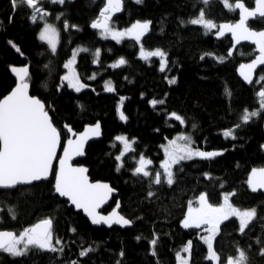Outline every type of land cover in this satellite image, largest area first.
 Returning a JSON list of instances; mask_svg holds the SVG:
<instances>
[{"label":"trees","instance_id":"1","mask_svg":"<svg viewBox=\"0 0 264 264\" xmlns=\"http://www.w3.org/2000/svg\"><path fill=\"white\" fill-rule=\"evenodd\" d=\"M236 2L228 0L229 4ZM243 2L249 8L254 5V0ZM104 3L105 0H65L64 5L45 4L51 13L46 21L55 25L59 33L57 49L52 53L38 39L41 22L32 23L27 8L14 10L11 0H0V99L15 85L10 67L28 64L31 95L46 104L62 143L68 137L65 125L79 132L85 125L99 122L101 140L89 143L84 158L75 163L89 169L92 181L107 182L117 191V196L103 212L110 210L118 200L120 213L133 220L132 227H92L80 212L68 208L64 200L53 194L54 168L48 181L0 190V231L17 234L51 218L54 239L62 240L64 251L51 253L34 249L20 257L0 252V264H70L73 260L78 264H117V261L120 264H178L177 253L189 257L183 251L188 241H192L189 264H215L206 259L207 245L201 239L208 235L206 227L185 229L182 226L189 202L194 206L202 193L207 194L213 206L220 204L224 194L235 193L230 195L234 206L254 208L257 212L245 234L239 232V222L234 217L220 225L213 241L218 264L237 257L238 249L246 253L247 264H264V256L260 254L264 247V195L251 193L246 184L250 169L264 166V111L236 129L235 140L221 134L240 122L245 108H260L258 93L264 90L261 79L264 68L257 73L254 83L244 85L236 75V68L254 57L253 47L239 46L229 58V37L216 40L213 37L216 29L205 35L201 25L188 23L199 15L201 8L205 10V18L217 25L234 23L238 17L236 11H230L223 0H210L208 5L198 0H143L139 4L123 0L122 11L111 23L125 28L136 21H151L150 30L141 43L146 50L160 48L167 52L168 67L161 72L156 58L150 61L139 58V46L133 39L117 43L102 39L99 31L91 28ZM61 13L58 20L56 17ZM65 20L70 26L68 30L64 29ZM71 25H77L78 29ZM249 27L263 29L264 18L250 21ZM9 40L20 48V53L8 44ZM78 47L89 49L79 52L73 65L81 82L88 85L79 93L67 87L62 79L69 74L64 65ZM97 49L100 50L98 62L94 56ZM205 53L214 55L201 60ZM121 57L127 64L111 68ZM216 57H224V62L220 63ZM93 75L95 79H88ZM173 77L176 83L170 85L168 79ZM108 80L113 82L115 92L104 90ZM120 97H125L120 110L127 117L126 121L120 120L117 111ZM152 99H164L165 104L154 109L149 104ZM172 112L181 115L185 124L168 119ZM181 132L191 135L194 148L223 154L211 160L195 158L174 165L175 183L171 187L163 179L156 185L150 183L148 177L132 174L135 158L141 153L153 161L149 171H160L163 159L160 146ZM119 134L135 140V151L123 157L124 167L117 171L115 157L120 153V145L114 138ZM150 191L154 193L151 197L148 196ZM9 208L16 219L9 215ZM73 228L77 231L72 232ZM154 233L158 236L155 256L150 244ZM89 245L96 250L80 257L79 251ZM121 251L124 252L122 257Z\"/></svg>","mask_w":264,"mask_h":264},{"label":"snow or ice","instance_id":"2","mask_svg":"<svg viewBox=\"0 0 264 264\" xmlns=\"http://www.w3.org/2000/svg\"><path fill=\"white\" fill-rule=\"evenodd\" d=\"M136 3H142L143 0H135ZM199 3L208 5L210 0H198ZM223 3L230 11L240 10L239 21L236 23H225L217 25L211 19L205 18V10L200 9L199 15L196 18L190 19L188 23L193 25H201L205 29V35L211 32L212 29H217V37H223L225 33H231V36L237 44L241 40L253 42L259 51L252 63L240 66V75L245 81L252 83V74L258 65H264V30L253 31L247 26L250 18H264V0H254V8L250 9L245 6L243 0H237L233 4H229L228 0H223ZM14 10L18 8H27L30 12L29 19L32 23L44 21L42 30L39 33V39L45 41L52 52L56 51L59 42V33L57 29L46 22V17L51 15L44 7L45 4H60L64 5L65 0H11ZM123 0H105L104 6L101 8L98 18L91 23V28L101 30L99 35L102 39H112L117 43L125 37L133 39L139 47V57L145 61L151 58H159V70L164 72L168 67V54L163 49L157 48L155 50H146L141 43L144 37L150 30L151 21L132 23L130 27L124 30H116L111 26V20L115 13L122 11ZM63 13L56 18L59 20ZM11 21V17H10ZM184 23V21H181ZM69 23L64 21V29H69ZM72 28H77V25H71ZM8 44L20 53V48L11 40ZM87 48H78L73 52L72 59L69 60L64 67L69 69V74L62 77L67 82V87L72 88L79 93L88 85L82 83L78 74L73 68L76 55L79 52H88ZM213 53H205L200 57L201 60L205 56H213ZM232 55L231 50L228 53ZM94 56L98 62L100 50L94 52ZM220 62H224V57H216ZM127 64L126 59L119 58L115 63L111 64V68H120ZM47 67V65L45 66ZM11 72L18 78V83L10 94L0 99V190H11L21 185H32L34 182L47 180L52 172V161L56 156L57 147L60 144L61 134L53 125L49 111L46 109V104L39 98L29 95L30 73L27 66L16 67L11 66ZM93 75L88 79H95ZM127 79V77H125ZM167 79V77H165ZM264 80V77H261ZM168 83L175 84L176 78L168 79ZM104 90L107 92H115L116 88L111 80L105 81ZM226 94L231 93L226 89ZM260 100V108L258 110H249L245 108L240 116V122L232 129L226 130L223 134L225 138L231 137L235 140L236 129L242 125L248 124L254 117L261 115L264 111V90L258 93ZM125 97H120L119 107L117 109L119 118L126 121L127 117L120 109L123 107ZM149 104L155 109L157 105H164V99H152ZM82 107V106H81ZM175 119L181 125L185 124L184 118L175 113H169L168 119ZM69 132L71 127L65 125ZM193 124L192 128L195 129ZM100 135V124L97 122L94 126L89 127L85 133L73 141L68 140V146L64 149L63 158L59 161V170L55 172V183L53 185L54 192L61 197H67L77 209H83L90 217L93 225L104 224L111 228L114 224L124 226H131L133 220L125 218L117 211H113L109 215H101L97 209L104 204L110 194L114 191L107 183H89L88 177L85 175L87 169L74 168L68 163L72 155H83V145L89 136ZM117 141L122 142L123 151L117 155L115 159L120 163L117 166V171L124 167L123 157L130 151H135L131 145L135 143L133 139L131 142L125 136H117ZM195 141L191 135L180 134L176 138L169 140L166 145H162L164 151V160L159 165L163 172L155 170L154 173L147 170L149 165H152L151 159L145 158L143 153L139 155L137 166L134 167L132 174L134 176L148 177L150 183L160 185L162 177L169 187L175 183L173 166L180 165L183 161L194 160L200 158L203 160H211L216 156L222 155L218 151H202L199 148H194ZM182 170V169H181ZM207 176L208 174L205 173ZM252 192L259 189H264V168L253 169L247 181ZM153 192H149L148 196H153ZM230 195L235 193L224 194L223 203L219 206H213L207 200V194L202 193L198 197V206L193 207L192 202H189L187 213L182 221V226L188 228H201L206 225L205 231L208 235L201 237L203 242L207 245L206 259L210 261H219V256L213 247V241L219 234L220 225L230 219V217H237L239 220V232L245 234V229L249 228L250 223L256 218V209L240 210L230 203ZM119 207V203H117ZM9 215L12 219H16V215L11 208L8 209ZM53 221L51 218L43 219L33 226L25 228L18 235L11 231H0V252L8 253L14 257L27 255L30 251L36 249L51 253H62L64 248L61 239L56 238L55 242L53 235ZM76 232L75 228L71 229ZM154 238L150 241L152 246V255H156L155 246L158 242V236L154 233ZM137 240L140 239L138 236ZM257 243H260L258 240ZM59 246V247H58ZM192 241H188L183 251L189 254L188 258L182 257L177 253L178 264H189L191 255ZM96 249L91 245L83 247L79 251L80 257L88 256L89 253ZM238 256L235 258L229 257L227 264H247V256L243 249H238ZM260 254L264 256V247L261 248ZM124 252L121 251L122 257ZM70 264H78V261L73 260ZM117 264H120L117 261Z\"/></svg>","mask_w":264,"mask_h":264},{"label":"water","instance_id":"3","mask_svg":"<svg viewBox=\"0 0 264 264\" xmlns=\"http://www.w3.org/2000/svg\"><path fill=\"white\" fill-rule=\"evenodd\" d=\"M234 4H235V3H234ZM245 6H246V5H245ZM254 6H255V5H253L250 9L254 8ZM246 7H247V6H246ZM248 8H249V7H248ZM235 11H236L238 17H237V20H236L234 23L238 22V21H239V18H240V15H239L240 10L237 9V10H235ZM120 12H121V11H120ZM120 12L115 13V14L113 15V17H112V20H113V19H114V18H115ZM257 19H263V18H257ZM112 20H111V21H112ZM252 20H255V19L250 18V19L248 20V22H247V26H248V27H249V22L252 21ZM225 23L232 24V23H230V22H223V23H220V24H218V25L225 24ZM249 28H250V27H249ZM92 29H93V28H92ZM250 29L253 30V31H262V30H264V28H263V29H260V30H255V29H252V28H250ZM94 30H96V31H101V30H99V29H94ZM217 31H218V30L216 29V30H215V33H214V35H213V37H214L216 40H220V39H222V38H224V37H229V38H230V40H231V48L229 49V51L231 50L232 55L234 54L235 50H236L239 46H242V45H250V46L253 47V49H254V54H255L254 57H253L250 61H248V62H242V63H240V64L237 66V68H236V75H237V77L241 80V82H242L244 85H246V86H250L252 83L255 82V80H256V78H257V73H258L261 69L264 68V65H258L257 68L254 70V72H253V74H252V81H253L252 83H249V82L245 81L244 78L240 75V66H241L242 64H243V65H247V64L252 63V61H253L257 56H259V51H258L257 46H256L253 42H251V41H245V40H241L240 43L237 44V43L235 42V40L233 39V37L231 36V33H225V35H224L223 37H219V38H218V37H217ZM229 51H228V53H229ZM232 55H231V56L228 55V57L231 58ZM23 66H27V67L29 68V65H28V64L20 65V66H16V67H23ZM10 68H11V67H10ZM10 73H11V75H12L14 81H15V85H16V84L18 83V78L15 76L14 73L11 72V70H10ZM28 82H29V85H30V80H28ZM15 85L13 86V88H12V89H11V90H10L5 96H7L8 94L11 93V91L14 89ZM29 95H31L30 87H29ZM5 96H4V97H5ZM32 96H34V95H32ZM4 97H2L1 99H3ZM35 97H37V96H35ZM37 98H38V97H37ZM49 115H50V114H49ZM96 123H97V122H96ZM96 123H95V124H96ZM95 124L85 125V126L83 127V129H82L81 131H79V132H75V131H73V130H72L71 132H69V131L67 130V128L65 127V129H66V131H67V133H68V137L64 140L63 143H62V141H61V137H60V144H59L58 147H57L56 156H55V158H54L53 161H52V172H51V174L49 175V178H48L47 180H42V181H40V182L48 181V180L51 178V176H52L53 169L55 168L54 175H53V185H54V183H55V172L59 170V161H60L61 158H63L64 149L68 146V143H67L68 140L71 139V140H73V141H76V140L81 136V134L85 133L86 130H87L89 127L94 126ZM99 124H100V123H99ZM53 125H54V124H53ZM101 138H102V128H101V124H100V135H99V136H89V138H87V139L85 140L84 145H83V155H79V156H77V155L73 154L72 157H71V159H70L69 162H68V163L71 165V167H74V168H85V169H87V171L85 172V175L88 177V181H89V183H107V182H104V181H92L91 178H90V176H89V169H88L86 166H84V165H82V164H76L75 162H77L78 160L84 158V156H85V150H86V147H87V145H88L89 143H91V142H95V141H99V140H101ZM260 168H264V166H262V167L252 168V169L250 170L248 176H247V181H248V179H249V177H250L251 171H252L253 169H260ZM40 182H34L33 184L40 183ZM33 184H32V185H33ZM107 184H109V183H107ZM246 184H247V187H248V189H249V191H250L251 193H254V194H256V193H261V194L264 195V189H259V190H257L256 192H252V191H251V188L249 187V185H248L247 182H246ZM24 186H30V185H21V186H18V187H24ZM109 186L111 187L110 184H109ZM111 188L114 189L113 187H111ZM15 189H16V188H15ZM11 190H13V189H11ZM53 194L56 195V196H58L59 199L64 200V201L67 203V207H68V208H73V210H74L75 212H80V213L83 215V217L88 221V223H89L92 227H94V228H100V227H102V228H105V229H110L107 225H104V224L93 225V224L91 223V219H90V217H88V215L84 212L83 209H77V208L75 207V205H73V204L71 203V201L68 200L67 197H61V196H59L58 194H56V193L54 192V188H53ZM116 196H117V191L114 189V191L110 194L108 200H107L104 204H102V205L100 206V208L97 209V212H98L99 214H101V215H109V214H111V213L115 210V211H117L120 215H122V214L120 213V204H119V207H117V203H119L118 200L116 201V204H115L110 210H108L107 212H103V210H104L105 208H107V207L110 205V203L112 202L113 198L116 197ZM122 216H123V215H122ZM39 222H40V221H39ZM37 223H38V222H37ZM35 224H36V223H35ZM35 224H33V225H35ZM33 225H32V226H33ZM112 227H118V228H120V229H129V228L132 227V225H131V226H124V227H121L120 225H115V224H114ZM112 227H111V228H112ZM1 231H4V230H1ZM6 231H8V230H6ZM11 232L15 233L14 231H11Z\"/></svg>","mask_w":264,"mask_h":264},{"label":"rangeland","instance_id":"4","mask_svg":"<svg viewBox=\"0 0 264 264\" xmlns=\"http://www.w3.org/2000/svg\"><path fill=\"white\" fill-rule=\"evenodd\" d=\"M135 1V0H134ZM41 22V27H40V29H39V33H40V31L42 30V28H43V25H44V21H40ZM47 22V21H46ZM140 22H145V21H140ZM48 24H51V23H49V22H47ZM133 23H135V22H133ZM51 25H53V24H51ZM54 27H55V25H53ZM111 26L112 27H114L116 30H124V29H127L128 27H130L131 25H129L128 27H125V28H117V27H115L112 23H111ZM56 28V27H55ZM57 29V28H56ZM58 31V30H57ZM39 33H38V39H39ZM99 33H100V31H99ZM100 36V35H99ZM123 39H131V38H128V37H125V38H123ZM122 39V40H123ZM112 40V39H111ZM121 40V41H122ZM39 41H41L40 39H39ZM115 41V40H114ZM41 42H43V43H45L47 46H48V48H49V50L52 52V50H51V47L45 42V41H41ZM57 46H58V44H57ZM139 46V45H138ZM140 47V46H139ZM78 48H83V47H78ZM78 48H76L75 50H77ZM56 49H57V47H56ZM74 50V51H75ZM73 51V52H74ZM53 53V52H52ZM73 56V55H72ZM77 56V55H76ZM138 56H139V49H138ZM140 58V57H139ZM153 58H156V57H153ZM152 59V58H151ZM150 59V60H151ZM157 60H158V63H159V58H156ZM149 60V61H150ZM74 65V64H73ZM159 67H160V65H159ZM257 79V78H256ZM259 79H260V77H259ZM226 130H224V131H221V134L224 136V132H225ZM180 134H186V135H189V134H187V133H184V132H181V133H178V134H176V135H174L170 140H172V139H174V138H176L178 135H180ZM117 136H125V137H127L126 135H124V134H119V135H117ZM116 136V137H117ZM115 137V138H116ZM225 137V136H224ZM114 138V140L117 142V143H119V145H120V153L123 151V144H122V142H120V141H117L116 139ZM128 138V137H127ZM128 140L131 142L132 141V139H129L128 138ZM168 142H166V143H164V144H162V145H166ZM161 145V146H162ZM160 146V147H161ZM131 147L133 148L134 146H133V144L131 145ZM161 150H162V153H163V159H162V161L160 162V164L163 162V160H164V151H163V148L161 147ZM120 153L118 154V155H120ZM146 158V157H145ZM139 159V156L137 157V158H135V163H136V166H137V160ZM148 159V158H147ZM120 162L118 161V164H119ZM151 167V165H149L148 166V169L147 170H149V168ZM173 168H174V166H173ZM160 171L161 172H163V169H160ZM162 179H163V181H164V178L162 177ZM165 182V181H164ZM166 183V182H165ZM200 196V195H199ZM198 196V197H199ZM224 196V195H223ZM197 201H198V198H197V200H196V204L193 206V207H197L198 206V203H197ZM223 203V198H222V200H221V202H220V204H222ZM231 203V202H230ZM220 204H218V205H216V206H219ZM234 206V205H233ZM236 207V206H235ZM238 208V207H237ZM238 209H240V210H250V209H241V208H238ZM253 209V208H252ZM231 218V217H230ZM234 218H236L237 220H238V218L237 217H234ZM238 222H239V220H238ZM201 227H207L206 225H202ZM23 231V230H22ZM22 231H20V232H22ZM19 232V233H20ZM19 233H17V235L19 234ZM53 242H55V239L53 240ZM214 263L215 264H218V262L217 261H214ZM227 264V263H226Z\"/></svg>","mask_w":264,"mask_h":264},{"label":"bare ground","instance_id":"5","mask_svg":"<svg viewBox=\"0 0 264 264\" xmlns=\"http://www.w3.org/2000/svg\"><path fill=\"white\" fill-rule=\"evenodd\" d=\"M66 131V130H65ZM67 132V131H66ZM116 154V153H115ZM134 162V161H133ZM116 164H117V162H116ZM134 168V167H133ZM251 170V169H250Z\"/></svg>","mask_w":264,"mask_h":264}]
</instances>
